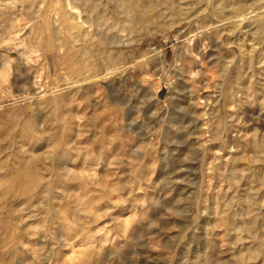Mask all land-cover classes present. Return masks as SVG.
Segmentation results:
<instances>
[{
	"label": "rangeland",
	"instance_id": "374dc122",
	"mask_svg": "<svg viewBox=\"0 0 264 264\" xmlns=\"http://www.w3.org/2000/svg\"><path fill=\"white\" fill-rule=\"evenodd\" d=\"M0 264H264V0H0Z\"/></svg>",
	"mask_w": 264,
	"mask_h": 264
},
{
	"label": "bare ground",
	"instance_id": "6f19581e",
	"mask_svg": "<svg viewBox=\"0 0 264 264\" xmlns=\"http://www.w3.org/2000/svg\"><path fill=\"white\" fill-rule=\"evenodd\" d=\"M32 123V122H31ZM21 172V171H20ZM17 175V174H16ZM19 175V174H18Z\"/></svg>",
	"mask_w": 264,
	"mask_h": 264
}]
</instances>
